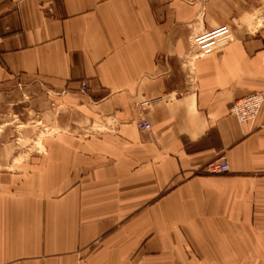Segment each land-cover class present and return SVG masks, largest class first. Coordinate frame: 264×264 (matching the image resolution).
Wrapping results in <instances>:
<instances>
[{
	"label": "crops",
	"instance_id": "crops-1",
	"mask_svg": "<svg viewBox=\"0 0 264 264\" xmlns=\"http://www.w3.org/2000/svg\"><path fill=\"white\" fill-rule=\"evenodd\" d=\"M263 19L264 0H0V110L32 129L0 136V264H264V102L229 113L264 93Z\"/></svg>",
	"mask_w": 264,
	"mask_h": 264
},
{
	"label": "built area",
	"instance_id": "built-area-1",
	"mask_svg": "<svg viewBox=\"0 0 264 264\" xmlns=\"http://www.w3.org/2000/svg\"><path fill=\"white\" fill-rule=\"evenodd\" d=\"M260 26L264 29V19L260 22ZM232 41L233 37L230 27L223 26L211 34L194 39L193 46L197 50L198 56L203 57L223 48ZM87 91V85L81 83L79 92L86 93ZM263 102L264 93H254L234 101L229 113L239 122H251L256 118ZM137 127L148 132L151 131L150 125L146 122L138 123ZM205 171L208 174L225 173L228 171V165L225 160L212 162L206 166Z\"/></svg>",
	"mask_w": 264,
	"mask_h": 264
},
{
	"label": "rangeland",
	"instance_id": "rangeland-1",
	"mask_svg": "<svg viewBox=\"0 0 264 264\" xmlns=\"http://www.w3.org/2000/svg\"><path fill=\"white\" fill-rule=\"evenodd\" d=\"M18 88L23 92L24 90V86L19 84ZM19 95L15 94V97H13L11 100L12 101H17L20 99H25L24 96L25 94H21L19 96V99L17 98ZM23 97V98H22ZM25 100H29L28 96ZM14 112H12L11 108H6L5 110H0V136H7L10 134H16V133H22V131H25V133H30L32 132L31 127H26L27 124H29V122L24 123L19 121V119L14 116L13 114ZM16 115V114H15ZM29 116V115H28ZM26 128V129H25ZM33 144L30 141H22L18 143V147L20 148H29L31 147Z\"/></svg>",
	"mask_w": 264,
	"mask_h": 264
}]
</instances>
